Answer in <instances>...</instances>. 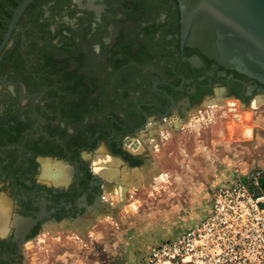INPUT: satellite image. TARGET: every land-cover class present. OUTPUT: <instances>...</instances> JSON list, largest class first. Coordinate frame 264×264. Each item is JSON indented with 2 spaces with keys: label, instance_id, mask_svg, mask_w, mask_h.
Returning a JSON list of instances; mask_svg holds the SVG:
<instances>
[{
  "label": "flooded vegetation",
  "instance_id": "1",
  "mask_svg": "<svg viewBox=\"0 0 264 264\" xmlns=\"http://www.w3.org/2000/svg\"><path fill=\"white\" fill-rule=\"evenodd\" d=\"M23 1L0 0V47ZM182 20L178 0L24 10L0 53V264H31L41 250L55 259L64 250L46 247L115 218L125 191L159 172L146 153L155 131L169 134L205 101L264 96L185 45Z\"/></svg>",
  "mask_w": 264,
  "mask_h": 264
},
{
  "label": "rangeland",
  "instance_id": "2",
  "mask_svg": "<svg viewBox=\"0 0 264 264\" xmlns=\"http://www.w3.org/2000/svg\"><path fill=\"white\" fill-rule=\"evenodd\" d=\"M192 113L169 134L161 129L146 140L159 172L125 191L115 218L105 217L93 233L71 235L70 245L55 241L46 248L64 254L49 259L41 250L31 264H142L153 246L177 239L210 214L217 187L256 171L264 177V96L248 106L218 97Z\"/></svg>",
  "mask_w": 264,
  "mask_h": 264
},
{
  "label": "built area",
  "instance_id": "3",
  "mask_svg": "<svg viewBox=\"0 0 264 264\" xmlns=\"http://www.w3.org/2000/svg\"><path fill=\"white\" fill-rule=\"evenodd\" d=\"M262 171L214 190L210 214L142 264H264Z\"/></svg>",
  "mask_w": 264,
  "mask_h": 264
},
{
  "label": "water",
  "instance_id": "4",
  "mask_svg": "<svg viewBox=\"0 0 264 264\" xmlns=\"http://www.w3.org/2000/svg\"><path fill=\"white\" fill-rule=\"evenodd\" d=\"M33 0L18 7L5 47L20 16ZM185 45L197 47L217 66L264 86V0H178Z\"/></svg>",
  "mask_w": 264,
  "mask_h": 264
},
{
  "label": "crops",
  "instance_id": "5",
  "mask_svg": "<svg viewBox=\"0 0 264 264\" xmlns=\"http://www.w3.org/2000/svg\"><path fill=\"white\" fill-rule=\"evenodd\" d=\"M134 173V175L132 176V179H133V181H137L136 183L138 184L139 182L138 181H140V177H139V175L136 173V172H133ZM135 177V178H134ZM139 179V180H138ZM196 195V194H195ZM93 229H95V227H91V228H89L88 230H87V234H90V233H93ZM188 229H190V228H188ZM187 229V230H188ZM76 234H82V233H77V232H75ZM75 233H73L72 235L74 236L75 235ZM84 234V233H83ZM73 238V237H72Z\"/></svg>",
  "mask_w": 264,
  "mask_h": 264
},
{
  "label": "bare ground",
  "instance_id": "6",
  "mask_svg": "<svg viewBox=\"0 0 264 264\" xmlns=\"http://www.w3.org/2000/svg\"><path fill=\"white\" fill-rule=\"evenodd\" d=\"M139 170V169H138ZM60 171V170H59ZM61 172V171H60ZM110 172H105V174L107 175V176H110V174H109ZM59 175H61V174H59ZM133 175H134V173H133ZM135 176V175H134ZM61 178V177H60ZM135 178V177H134ZM110 179V178H109ZM139 180V179H138ZM133 182V181H132ZM137 182V181H136ZM135 182V183H136ZM139 182V181H138ZM1 220V219H0ZM4 221V220H3ZM3 225V224H2Z\"/></svg>",
  "mask_w": 264,
  "mask_h": 264
},
{
  "label": "trees",
  "instance_id": "7",
  "mask_svg": "<svg viewBox=\"0 0 264 264\" xmlns=\"http://www.w3.org/2000/svg\"><path fill=\"white\" fill-rule=\"evenodd\" d=\"M260 182H261V185H262V188H263V191H264V177H262V178L260 179Z\"/></svg>",
  "mask_w": 264,
  "mask_h": 264
}]
</instances>
